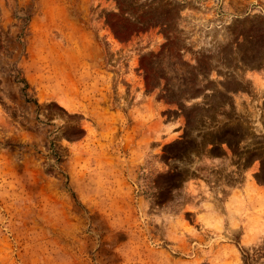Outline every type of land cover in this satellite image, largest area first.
I'll list each match as a JSON object with an SVG mask.
<instances>
[{
	"label": "rangeland",
	"instance_id": "rangeland-1",
	"mask_svg": "<svg viewBox=\"0 0 264 264\" xmlns=\"http://www.w3.org/2000/svg\"><path fill=\"white\" fill-rule=\"evenodd\" d=\"M0 264H264V0H0Z\"/></svg>",
	"mask_w": 264,
	"mask_h": 264
}]
</instances>
